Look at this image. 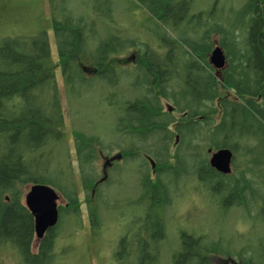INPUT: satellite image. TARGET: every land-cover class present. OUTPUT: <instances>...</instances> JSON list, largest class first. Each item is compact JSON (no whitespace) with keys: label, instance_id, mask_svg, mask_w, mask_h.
I'll return each mask as SVG.
<instances>
[{"label":"trees","instance_id":"obj_1","mask_svg":"<svg viewBox=\"0 0 264 264\" xmlns=\"http://www.w3.org/2000/svg\"><path fill=\"white\" fill-rule=\"evenodd\" d=\"M47 1L49 28L40 23L34 35L0 36V247L9 244L20 264H57L63 246L70 247L60 246L61 233L67 229L72 239L83 228L82 202L90 232L100 240L107 231L102 210L119 201L109 193L110 172L99 181L97 158L115 145L123 160L133 162L137 192L128 201L126 227L115 244L112 235L108 239V258H99L100 264H159L167 217H173L183 177L218 194L221 206L253 212L263 233L254 247L228 242L220 248L221 239L208 233L179 231L171 264H222L226 257L239 264H264V0H241L227 18L207 22L205 42L178 38L166 29L185 20L187 9L179 5L190 7L191 0H135L158 21L151 45L121 35V0H91L82 13L74 10V0ZM99 16L106 19L101 36L95 32ZM48 29L54 35L55 64ZM213 36L226 58L220 79L208 59ZM128 50L136 54L133 73L139 78L130 82L136 91L131 98L124 96L119 82L126 70L118 63ZM57 67L67 92L78 93L85 86L92 91L93 80L102 81V109L111 111L113 132L129 140L128 145L74 129L70 145L64 137ZM175 83L182 88L179 93L173 92ZM160 98L185 115L161 112ZM174 133L179 139L173 145ZM184 142L189 145L179 152ZM209 148H228L243 169L219 174L208 165ZM144 156L154 161L153 170ZM183 162L188 165L182 167ZM34 183L54 187L63 201L56 225L38 241L23 202V189Z\"/></svg>","mask_w":264,"mask_h":264},{"label":"rangeland","instance_id":"obj_2","mask_svg":"<svg viewBox=\"0 0 264 264\" xmlns=\"http://www.w3.org/2000/svg\"><path fill=\"white\" fill-rule=\"evenodd\" d=\"M74 1L75 6L73 8L77 13H82L86 5L88 7L92 3L91 0ZM240 2L241 0H191L190 7L180 4L179 6L182 9L183 7L187 9V17L183 22L181 20V23L173 27V29L168 27L166 29L178 38L181 36L187 39L197 38V40L203 41L204 32L207 30H205L207 22L213 24L217 19L227 18L231 11L230 8H236L240 5ZM119 4H122L121 6L124 8V12L118 11V23L122 26L120 31L123 32L121 35L124 38L127 37V39L134 37L138 38L137 40L141 39L148 43V45L154 44L155 37L151 31L155 29L158 23L157 19L138 5L135 0H121ZM96 20L97 30L95 32H98L100 36L104 35L106 29L102 27L101 23L106 22V19L104 16H99ZM40 23L43 27L49 28L50 26V11L47 0H0V36H10L19 33L34 35L41 30ZM48 40L51 60L55 64L57 61V50L54 35L49 29ZM211 41L213 47L218 45L216 36H213ZM155 47L153 45V48ZM132 52L128 50L126 53ZM133 68V65L123 66V71L124 69L126 71L119 78V82L124 83L122 85L119 84L123 93H126L124 96H128L129 98L136 94L133 86H130V82L139 80L134 75ZM54 71L59 89V98L62 104L65 127L64 137L70 141V145L71 134L69 132L73 129L95 133L103 140L112 144H117V141L122 140L123 144L128 145L129 140L119 137L113 132V114L111 111L102 109V81L100 79H96L95 81L92 78L94 79L93 86H95L92 91H87V87L85 86L80 87L78 93L67 92L63 86L59 67ZM215 75L220 79L221 71L215 72ZM125 84L126 86H124ZM160 101L163 108L164 106L166 107L167 103L172 105V101L170 100L166 102L165 99L160 98ZM172 112L173 116H179V113L176 111ZM187 145H189L188 142H184L178 148L179 152H182ZM112 146V150L100 152L97 158V169L99 172L104 163L100 155H110L116 152V146ZM171 161L173 160L171 159ZM233 161L236 162L237 159L232 160V171L234 173L241 171L243 169L241 161L238 160L240 161L239 163L237 161V167L233 165ZM132 163L122 160L115 163L109 170L112 182L111 192L109 193L112 197H115L116 201H119V205L117 207H109L107 212L102 210L104 217L103 228L104 226L107 228V231L103 232L102 238L96 240L92 236L86 219V207L82 202L83 228L77 230L72 239H69L67 229L61 233L63 238L59 239L60 246L69 244L70 247L63 246L62 249H65V251L58 253L59 260L57 264H100V259L103 261V258H108V239L112 238L111 235L115 239L122 234L126 223H128L125 220L130 216L128 201L135 197L137 192V177L135 176ZM185 166L186 163L183 162L182 167ZM182 167L180 168L183 169ZM26 188L23 189L24 193ZM176 194L172 207L174 210L172 213L173 217H167V239L162 244L163 250L159 264H171L170 252L178 247V236L181 232H203L206 235L208 233L209 236L221 239L220 248L225 247L228 242L233 247L238 245H251L254 247L257 245V240L263 233V226L260 223L259 217L257 215L254 216L253 212L249 213L244 208L238 206L228 209L221 206L218 194L208 192L198 182L185 177L178 181ZM58 202L62 203L63 201L59 199ZM103 228L102 230L104 231ZM116 241L117 239L114 240V244ZM96 244L97 246H95ZM36 245L34 242L33 249H35ZM11 248L9 244L0 247V264H20L18 255ZM233 259L236 262L238 261L234 257Z\"/></svg>","mask_w":264,"mask_h":264},{"label":"water","instance_id":"obj_3","mask_svg":"<svg viewBox=\"0 0 264 264\" xmlns=\"http://www.w3.org/2000/svg\"><path fill=\"white\" fill-rule=\"evenodd\" d=\"M210 64L217 70L224 68L226 58L224 50L221 46L216 45L212 48L209 55ZM178 141V137L175 138V143ZM209 156V165L221 174H230L233 154L228 148H220L212 151L207 149ZM120 159V154H115L108 157L103 165L104 175L100 179L103 181L106 177V167H109L113 160ZM150 166L154 168V161L149 158ZM26 191L23 195V202L25 207L31 213L33 217V229L35 240L38 241L43 238L47 230L56 225L59 212H58V200L61 199L57 190L47 184H30L26 186ZM62 200V199H61ZM239 264V263H236Z\"/></svg>","mask_w":264,"mask_h":264},{"label":"flooded vegetation","instance_id":"obj_4","mask_svg":"<svg viewBox=\"0 0 264 264\" xmlns=\"http://www.w3.org/2000/svg\"><path fill=\"white\" fill-rule=\"evenodd\" d=\"M124 59V61H121V62H119L118 64H122L123 66H126V65H133V66H135V64H136V61H135V59H136V54H129L128 55V57H125V58H122V60ZM126 59V60H125ZM130 59V60H129ZM175 85H176V83H175ZM174 84H173V86H175ZM182 90V88H181V86L178 84V85H176L175 87H174V89H173V92L174 93H179L180 91ZM163 107V105H162V103H161V101H160V104L158 105V107ZM173 105H170V104H168L167 103V105H166V107L164 106V108H163V110H161V112H164V111H169V112H171L172 111V109H173ZM184 116L185 115V112H183V113H181V114H179V116ZM179 116H176V117H179ZM176 122H174L173 124H171L168 128H173V125L175 124ZM176 137H178V139H179V135H178V133H174V136H173V141H175V138ZM125 138V137H124ZM178 142V141H177ZM176 142V143H177ZM192 144H194V143H192ZM173 145H174V143H173ZM208 153V152H207ZM115 154H120V159H118V160H113L112 161V163H111V165L109 166V167H107L106 168V174H107V177L104 179V180H106L107 178H108V173H109V170L114 166V164L115 163H117V162H121L122 160H123V156H122V154H121V152H120V150H116V152H114V153H111L110 155H100V157H101V159H102V162H104L108 157H110V156H112V155H115ZM208 155L210 156V154L208 153ZM145 158H146V160L148 161V163H149V158L147 157V156H144ZM104 160V161H103ZM207 161H209V157H208V160ZM186 165H188V164H186ZM208 165H209V162H208ZM209 167L210 168H212L210 165H209ZM215 170V169H214ZM216 171V170H215ZM217 172V171H216ZM219 173V172H218ZM232 173V172H231ZM230 173V174H231ZM219 174H221V173H219ZM230 174H226V175H230ZM103 175H104V171H103V169L101 168L100 169V176H99V181H101L100 179L103 177ZM222 175H225V174H222ZM103 180V181H104ZM102 182V181H101ZM236 263H238V262H236L234 259H232V258H230V257H226L225 259H224V262L222 263V264H236Z\"/></svg>","mask_w":264,"mask_h":264}]
</instances>
